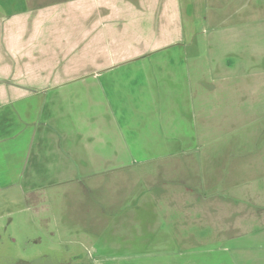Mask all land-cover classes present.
I'll list each match as a JSON object with an SVG mask.
<instances>
[{"label":"rangeland","instance_id":"obj_1","mask_svg":"<svg viewBox=\"0 0 264 264\" xmlns=\"http://www.w3.org/2000/svg\"><path fill=\"white\" fill-rule=\"evenodd\" d=\"M184 7L192 23L181 47L191 55L190 92L204 89L199 95L213 100L217 92L205 89L222 83L225 66V83L242 88L236 108L179 107L186 121L127 136L135 150H121L122 165L99 164L94 176L78 170L61 185L41 179L52 183L39 192L44 203L0 217V264H264V228L244 221L252 229L239 234L240 224H226L242 214L222 208L227 215L215 217L211 205L243 193L240 203L264 210V0ZM188 194L203 204L194 208Z\"/></svg>","mask_w":264,"mask_h":264},{"label":"crops","instance_id":"obj_2","mask_svg":"<svg viewBox=\"0 0 264 264\" xmlns=\"http://www.w3.org/2000/svg\"><path fill=\"white\" fill-rule=\"evenodd\" d=\"M187 1L0 0V217L44 203L39 192L52 183L41 179L61 185L78 170L94 176L99 164L122 165L121 150H135L127 136L186 121L179 107L236 108L242 88L225 83V66L222 83L205 89L215 99L190 92ZM242 194L215 199L213 215L242 214L226 224H240L239 234L252 229L244 221L264 228V210L240 203ZM197 197H186L194 208Z\"/></svg>","mask_w":264,"mask_h":264}]
</instances>
